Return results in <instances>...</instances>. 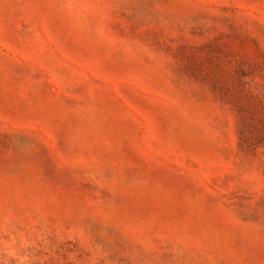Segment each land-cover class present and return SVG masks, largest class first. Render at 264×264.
Segmentation results:
<instances>
[{
	"label": "rangeland",
	"instance_id": "obj_1",
	"mask_svg": "<svg viewBox=\"0 0 264 264\" xmlns=\"http://www.w3.org/2000/svg\"><path fill=\"white\" fill-rule=\"evenodd\" d=\"M0 264H264V0H0Z\"/></svg>",
	"mask_w": 264,
	"mask_h": 264
}]
</instances>
